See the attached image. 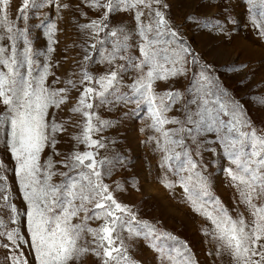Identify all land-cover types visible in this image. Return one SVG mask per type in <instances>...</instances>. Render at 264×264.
<instances>
[{"label": "rangeland", "instance_id": "1", "mask_svg": "<svg viewBox=\"0 0 264 264\" xmlns=\"http://www.w3.org/2000/svg\"><path fill=\"white\" fill-rule=\"evenodd\" d=\"M36 2L41 7L29 6L21 18L19 9L23 0H9L8 5H0V15L7 16L14 30L24 32V36L16 41V47L20 52L26 46L31 47L33 76L38 79L47 68L46 87L67 89L62 94L66 97L65 102L58 108L49 107L46 116L47 123L60 126V130L52 134L54 147L46 146L40 154L41 165L49 159L52 161L51 171L55 174L50 182L54 185L66 182L61 173L69 172V169L63 167L62 161L74 153L93 151L97 159L108 161L101 169L103 183L141 222H133L131 234L127 226L120 230L128 264H179L189 257L193 264H234L227 252L219 250V242L212 235L214 225L200 211L193 209L180 182V176L188 173L175 174L172 169L178 167L179 161L168 162L172 169L165 163L164 157L172 153H166L164 149L172 145L166 144L163 133L168 132L171 140H183V146L175 147V152L182 153L183 160L186 150L206 179L210 193L205 197L209 201L205 205L208 211L213 210L211 201H217L233 219L243 217L251 224V210L242 202L237 182L228 173L229 169L235 171L236 166L217 132L205 130V125L197 129L187 120L189 116L194 121L199 119L194 114L198 111L200 97L207 90L201 87L204 82L200 78V72L206 68L216 85L212 88L215 96L210 98L222 97L223 102L251 122V130L264 136V0H160L158 4L152 0L151 9L160 11L168 24L167 30L160 29L161 35H157L154 27V11L143 5L129 8L127 4L114 3L109 11L90 6L93 0ZM106 2L100 0L102 4ZM137 11L143 12L139 20L136 19ZM94 20H103L105 25L98 34L83 27ZM141 25L153 26L152 31L146 32L147 39ZM52 26L54 30L50 34ZM120 30L127 36L126 41L121 37L125 47L109 65L104 58L112 52L116 39L110 32ZM169 31L177 33V37L173 38ZM7 36L6 29L0 28V46L10 51L12 41ZM148 40L160 53L161 63H164L165 54L174 58L173 53L181 46L192 53L186 56L183 74L153 82L158 97L167 92L178 93L171 101L165 100L168 108L162 116L179 123L156 125L153 106L146 101L137 103L142 98L132 85L140 70L134 65L144 59L140 48ZM92 44L96 47L92 48ZM86 55L90 59L85 60ZM164 67L171 69L180 64L164 63ZM110 70L119 71V86L105 94L103 103L100 98H93L90 101L93 108L87 110L93 114L92 123L96 129L89 133L90 138L99 141L103 147H89L82 142L87 120L82 113L72 109L79 106L85 86L100 88L98 84L82 82L83 74L87 72L99 79ZM147 70L148 66H145L144 72ZM0 71L6 69L0 66ZM21 71L26 73L27 67ZM4 111V106L0 105V115ZM220 118L230 119L222 113ZM188 129L192 131L188 132ZM9 140L10 125L5 122L0 124V175L5 177L0 180V185L6 186V191L0 193V220L4 223L0 232L15 229L23 242L18 241L17 247L6 235L0 236V264H14V257L26 260L27 264H39L31 247L26 215L28 204L16 176L17 164ZM69 175L73 173L69 172ZM165 182L172 186L166 187ZM253 203L264 206V196L254 199ZM87 206L94 207L93 204ZM72 222H85L93 229L104 223L102 219L84 221L83 212ZM79 243L84 248L95 247L93 236L88 232L82 234ZM71 264H102V257L88 251Z\"/></svg>", "mask_w": 264, "mask_h": 264}, {"label": "snow or ice", "instance_id": "2", "mask_svg": "<svg viewBox=\"0 0 264 264\" xmlns=\"http://www.w3.org/2000/svg\"><path fill=\"white\" fill-rule=\"evenodd\" d=\"M154 2L158 4L160 0H154ZM8 3L9 0H0V5L6 6ZM114 3H124L129 8H139L141 5L149 7L150 11H154V27L157 35L162 34L160 29H168L163 14L151 9L152 0H131V2L129 0H107L103 4L100 0H93L90 6L104 7L110 11ZM29 6L39 8L41 4L36 0H23L19 9L21 18H24ZM141 16L143 12L137 11L136 19L139 20ZM104 26L103 20L100 22L94 20L83 27L95 30L98 34ZM0 28L6 29L7 38L12 41L10 51L0 46V66L6 69V71H0V105H3L5 109L4 114L0 115V124L6 122L10 125L9 148L16 161V176L19 178L24 199L28 204L26 215L31 247L39 264H71L76 257L88 251L101 256L102 264H122V262L128 264L126 249L120 238V230L127 226L131 234L134 231L133 222H141L137 221L136 215L127 205L115 199L108 186L103 183L104 173L101 169L108 161L97 159L93 151L74 153L61 162L63 167L68 168L73 175H69V172L61 173L66 177V182L62 185H54L50 182L55 174L51 171L52 161L49 159L47 163L41 165L40 154L46 146L54 147L55 139L52 134L59 131L60 126L47 123L46 116L49 107L58 108L65 102L66 97L62 94L67 89L55 90L46 87L47 68L38 79L33 76L32 49L26 46L23 52L18 51L16 41L24 36V32L14 30L6 15H0ZM152 28V25H141L142 34L146 36V32L152 31ZM53 30L54 26L50 28V34ZM169 34L173 38L177 37L175 32L169 31ZM110 35L116 39L113 42L112 52L104 58L109 65L119 56L121 49L125 47L123 41L127 40L123 30L111 31ZM91 47L95 48L96 45L92 44ZM164 51L167 52V49ZM140 52L144 59L140 64L134 65L140 70V75L132 85L142 98L137 103L146 101L153 106L156 125L179 123L175 120L169 121L162 116L168 108L165 100L171 101L178 93L167 92L158 97L154 92L153 82L183 74L186 56L192 53L187 47L181 46L178 52L173 53L174 58L165 54L164 63L180 64V67L166 69L164 63L159 61L160 53L153 48L151 40L140 48ZM120 58L123 59V57ZM84 59L88 60L90 57L86 55ZM195 62L196 58L193 56V63ZM25 66L27 67L26 73L21 71ZM145 66H148L146 73L144 72ZM118 76V70H110L99 79H94L87 72L83 74L82 82L100 86L99 90L92 86H85L79 98V106L72 109L74 112L82 113L87 120L82 142L89 147H103L99 141L92 140L89 135L90 132L96 130L92 123L93 114L87 111L93 108V103L90 101L93 98H100L103 103L105 94L110 89L119 86ZM200 78L204 82L201 87L207 90L200 97L198 111L194 114L199 119L194 121L189 116L187 123L195 124L197 129L205 125V130L217 132L225 151L232 157V163L236 166L235 171L229 169L228 173L232 180L237 182L242 202L251 210L253 216L251 224L246 223L243 217L233 219L217 201H211L213 210L208 211L205 205L209 204V201L205 197H208L210 193L206 179L197 170V164L191 160L186 150L183 153L185 159L181 160L182 153L175 152V147L183 146V140H171L168 132H164L163 135L166 144L172 147H165L164 151L172 154L164 157L165 163L172 169V165L168 162L179 161L178 167L172 170L177 175L181 172L188 173L187 176H180L181 185L193 209L200 211L214 225L212 235L219 242V250L227 252L234 264H264V206H257L253 203L254 199L264 196V136L257 135L251 130V122L244 118L242 113H238L235 108H230L227 103L223 102L222 97L210 98L215 96L212 88L216 85L207 74L206 68L200 72ZM69 83L76 87L72 81ZM221 113L230 119L222 120ZM76 139L79 140L80 137ZM4 179L5 177L0 175V180ZM165 186L171 187L172 185L165 182ZM4 191H6V186L0 185V193ZM3 199L8 198L3 197ZM88 204H93L94 207L90 209ZM12 210L15 211V208ZM81 212L84 213V221L102 219L104 223L96 229L88 227L85 222L73 223V219L77 218ZM0 227H4L2 220H0ZM84 232L92 234L94 248H84L80 245L79 242ZM4 235L17 247L19 246L18 241L23 242L19 231L15 229L7 233L0 232V236ZM13 259L14 264H27L26 260L16 257ZM179 264H193V262L189 257L187 260L180 261Z\"/></svg>", "mask_w": 264, "mask_h": 264}]
</instances>
